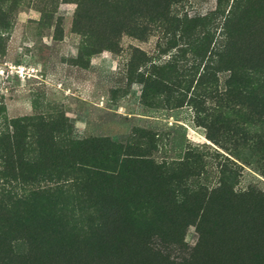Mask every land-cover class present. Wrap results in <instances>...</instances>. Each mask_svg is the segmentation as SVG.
I'll list each match as a JSON object with an SVG mask.
<instances>
[{"label": "trees", "instance_id": "trees-1", "mask_svg": "<svg viewBox=\"0 0 264 264\" xmlns=\"http://www.w3.org/2000/svg\"><path fill=\"white\" fill-rule=\"evenodd\" d=\"M179 1L80 0L72 25L93 35L99 49L117 45L116 28L103 34L88 28L91 18L85 11L91 2L100 23L117 25L139 39L159 30L169 41L167 50L186 38L197 84L217 85L218 73L228 72L225 93L248 101L253 78V99L264 105V0H216L214 10L192 17L174 11ZM218 17L220 29L214 23ZM8 26L5 22L3 27ZM139 60L132 55L127 79L141 84L145 103L169 90L183 95L181 72L167 63L148 64L149 69L145 64L146 70L137 72ZM165 96L175 100L174 106L182 103L180 96ZM4 121L0 264H158L157 256L181 242L175 232L180 221L165 216L166 205L190 212L188 224L196 223L201 244H215L213 264H264V200L256 199L251 189L235 193L226 177L210 189H194V179L203 172L197 153L188 150L179 160L157 162L151 156L153 133L141 129L133 134L148 140V146L107 136L73 138L62 114ZM162 191L170 193L164 205L158 200ZM212 205L217 213L210 214ZM124 243L134 248L127 259L90 252L93 246Z\"/></svg>", "mask_w": 264, "mask_h": 264}, {"label": "rangeland", "instance_id": "rangeland-1", "mask_svg": "<svg viewBox=\"0 0 264 264\" xmlns=\"http://www.w3.org/2000/svg\"><path fill=\"white\" fill-rule=\"evenodd\" d=\"M79 1L16 0L13 7L9 1H0V124L5 118L62 114L73 138L107 136L146 146L148 140L133 131H151L155 161L173 162L188 150L200 156L203 172L194 179V189H210L226 177L235 193L251 189L256 199L264 200V105L253 99V78L246 93L248 101L225 93L228 72L218 73L217 85H199L186 38L167 50L169 41L159 30L145 39L136 38L117 25L100 23L95 19L97 8L90 2L85 11L91 18L88 28L99 34L116 28L117 45L99 49L93 35L80 33L72 25ZM215 5L216 0H180L173 9L192 17L209 13ZM5 22L8 28L3 27ZM221 22L220 17L214 21L219 29ZM133 54L141 58L136 61L137 72L146 70L145 64L148 68V64L165 63L181 72L183 95L169 90L157 101L151 98L145 103L141 84L127 79ZM168 94L180 96L181 105L166 100ZM169 196V192H160V204H167ZM210 209V214L217 213L214 205ZM162 212L180 221L175 232L181 242L165 256L155 254L158 264H213L215 244H201L196 223L188 224L192 222L190 212L175 205H166ZM133 249L126 243L107 244L90 247V252L121 260L134 255Z\"/></svg>", "mask_w": 264, "mask_h": 264}, {"label": "built area", "instance_id": "built-area-1", "mask_svg": "<svg viewBox=\"0 0 264 264\" xmlns=\"http://www.w3.org/2000/svg\"><path fill=\"white\" fill-rule=\"evenodd\" d=\"M17 71V70H16Z\"/></svg>", "mask_w": 264, "mask_h": 264}]
</instances>
